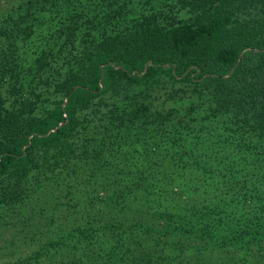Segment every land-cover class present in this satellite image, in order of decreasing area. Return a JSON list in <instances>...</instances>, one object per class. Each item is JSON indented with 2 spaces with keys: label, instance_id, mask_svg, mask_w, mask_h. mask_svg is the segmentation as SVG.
I'll use <instances>...</instances> for the list:
<instances>
[{
  "label": "trees",
  "instance_id": "trees-1",
  "mask_svg": "<svg viewBox=\"0 0 264 264\" xmlns=\"http://www.w3.org/2000/svg\"><path fill=\"white\" fill-rule=\"evenodd\" d=\"M9 223L0 264H264V0H9Z\"/></svg>",
  "mask_w": 264,
  "mask_h": 264
},
{
  "label": "rangeland",
  "instance_id": "rangeland-1",
  "mask_svg": "<svg viewBox=\"0 0 264 264\" xmlns=\"http://www.w3.org/2000/svg\"><path fill=\"white\" fill-rule=\"evenodd\" d=\"M8 2H9V0H0V13L5 7H7ZM14 214H15V212H9L8 214H6L7 217L5 216V218L2 219L1 222H3L6 219H11V221H12V220H14V218L16 219L19 216V214H17V215L16 214L14 215ZM10 223L6 227V231L7 232H2L0 234V246L3 244V242L5 240V237H6L8 232H10L12 235L14 234V236L17 237L16 229L18 227L17 226L14 227V225H12ZM29 229H30V227H28L26 229V231L29 230ZM13 247H14L13 245H10L9 247H5V248H2V249L0 248V260H1V258L8 256L7 254L15 253V250H14Z\"/></svg>",
  "mask_w": 264,
  "mask_h": 264
}]
</instances>
